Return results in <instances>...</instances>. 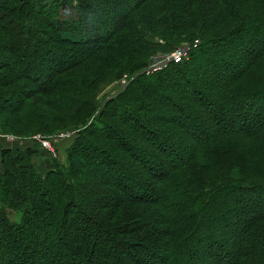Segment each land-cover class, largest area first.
Listing matches in <instances>:
<instances>
[{
  "label": "trees",
  "instance_id": "16d2710c",
  "mask_svg": "<svg viewBox=\"0 0 264 264\" xmlns=\"http://www.w3.org/2000/svg\"><path fill=\"white\" fill-rule=\"evenodd\" d=\"M108 2L0 0V34L18 23L8 41L29 45L28 69L42 61L16 75L53 112L21 100L0 134L76 130L44 175L40 144L0 148V264H264V0ZM186 44L183 62L141 73ZM133 72L96 103L107 75Z\"/></svg>",
  "mask_w": 264,
  "mask_h": 264
},
{
  "label": "rangeland",
  "instance_id": "374dc122",
  "mask_svg": "<svg viewBox=\"0 0 264 264\" xmlns=\"http://www.w3.org/2000/svg\"><path fill=\"white\" fill-rule=\"evenodd\" d=\"M98 3L100 4H103V5H109V0H96ZM15 22H17V20H15ZM18 25V23H15L14 25H10L9 23L5 26L3 25L6 29H3V35L0 34V41H1V44H2V48L0 49V62H3V60L5 59V57H11L13 58L11 51H12V45L10 44V42L8 41V38H7V33L9 32L11 34L12 31H15L16 28L14 26ZM20 42V41H19ZM189 44H186V45H181L177 48H175L174 50H178L181 49V48H186V47H189L188 46ZM13 51L15 52V57L17 58L14 62V65H13V68H12V76H13V79H16L14 85L9 84V88H6V90H4L3 92L0 93V101L1 102H4L6 105H8L7 107H4L5 105L3 106H0V121H4L7 123V118H11L9 116V114L6 112L7 110H10V106H15L17 105V103L21 100H24V102H28L30 104H34L36 106H38L39 109H43L42 111H46L48 113H50L51 115H53V112L52 110H50L48 107L46 106H43V104H40L39 102V99L40 98H45V94L41 93L39 90H34V85L36 84V82L34 81H27V80H20V78L17 77L16 73H19L20 71V74H30L31 76H33L34 74L33 73H36V71L34 70L36 64L42 62L40 59L39 60H36V63H32L30 66H29V69H28V61L30 59H33L31 56V51H30V47L28 44H23V43H19V49H16L15 47H13ZM174 51V52H175ZM173 52L170 51V52H166V53H156L154 55H151L148 59V63L147 65L144 67L147 68L151 63L153 62H156V61H161V60H165L167 58L168 55H170L171 53ZM69 58V57H68ZM67 58V60H68ZM53 64V63H52ZM61 62H58L57 65H54L53 68H52V71L53 69H56L58 67V65H60ZM167 64H169V62H167ZM142 69L141 72L144 70ZM49 69L46 68V69H43L42 67H40V72H41V76H39L38 80L37 81H44L48 78V75H49ZM140 72H133V73H123L121 75H117V76H113V75H107L103 81H101V83L99 84V86L96 88V90L93 91V98H95V101L96 103L98 104H104L106 103L107 101H109L110 99L114 98L115 96H117L122 90H124L133 80L134 78L132 79V81L130 82H127L126 84H123L121 79L124 75H128L129 76H137V74H139ZM12 82V81H11ZM84 79H82L81 77L78 79V85L79 86H82L84 84ZM18 85L21 87L19 88ZM62 103L66 104V97L64 99H62ZM45 116H42L41 120L43 121H49V117L48 118H44ZM7 128L9 130H11V126H7ZM235 128V127H233ZM17 130L14 129V131L16 132H11L13 130H11L10 132L6 133L5 135L7 136H11V137H14L17 139V142H24V143H29V142H35V143H38V139L35 140L34 138L36 136H39V137H49V136H52V135H60V134H65L66 136L64 138H61L60 142L56 144V148H54V155L51 154L50 152H48L46 150V152L49 154H44V155H41L39 154V156H43V157H46V159L51 163L52 165V159H55V161H57L60 165H64L66 163V153H65V148L72 142V140L75 138V133H76V130H68V129H65V130H59L49 136H42L40 135L39 133H34V135L31 137V138H22L21 136H24L25 134H23L21 130H19L18 128H16ZM232 129V128H230ZM66 133H70V134H66ZM0 135H3V134H0ZM201 136V135H200ZM0 139L4 140V138L0 137ZM5 141V140H4ZM63 143V144H62ZM62 144V145H61ZM61 145V146H60ZM60 148V149H59ZM45 150V149H44ZM56 155V157H55ZM40 156V157H41ZM154 156V155H152ZM52 159H51V158ZM152 159H154L152 157ZM38 170V169H37ZM129 171H131L133 173V170L131 168H128ZM134 174V173H133ZM42 175V174H41ZM44 175V174H43ZM256 210H259V209H256ZM244 214V213H243ZM225 216L226 217H230L232 215H227L225 213ZM224 218V216H220V214L218 215V218H216V224L218 221H220V219ZM232 218V217H231ZM236 218H234V222L237 220H235ZM59 221V220H58ZM73 223L72 221V218H70L68 221H65L63 227H67L69 228L72 232H76L73 228V225L71 226V224ZM237 224V223H236ZM232 228H235V226H233ZM237 228V227H236Z\"/></svg>",
  "mask_w": 264,
  "mask_h": 264
},
{
  "label": "built area",
  "instance_id": "2783aa9c",
  "mask_svg": "<svg viewBox=\"0 0 264 264\" xmlns=\"http://www.w3.org/2000/svg\"><path fill=\"white\" fill-rule=\"evenodd\" d=\"M197 41H194L192 47L195 48L197 46ZM190 49V47H186V48H181L176 50L175 52H172L170 55L167 56V58L165 60H161V61H156L151 63L147 68H145L141 73H144L145 75H150V74H154L156 72H159L160 70H162L164 67H166L168 64L167 62L170 63H181L183 62L185 59H187L188 57V50ZM136 77V76H129L128 75H124L121 79L123 84H126L127 82L132 81V79ZM66 134H70V133H66ZM66 135L65 134H60V135H52L49 137H39L36 136L34 139L37 140L38 139V144H40V146L47 150L48 152H50L51 154L54 155V148H56V144L60 142L61 138H64ZM0 137L4 138V140L7 143H12V142H17V139L11 136H7V135H0ZM20 143V142H18Z\"/></svg>",
  "mask_w": 264,
  "mask_h": 264
},
{
  "label": "crops",
  "instance_id": "0c3cea01",
  "mask_svg": "<svg viewBox=\"0 0 264 264\" xmlns=\"http://www.w3.org/2000/svg\"><path fill=\"white\" fill-rule=\"evenodd\" d=\"M24 146H26V143L24 142L7 143L6 141L0 139V148H23ZM33 163L38 169V172L42 175L52 168L50 162L46 159V157H37L33 160Z\"/></svg>",
  "mask_w": 264,
  "mask_h": 264
}]
</instances>
